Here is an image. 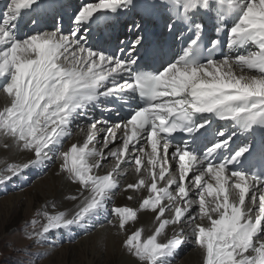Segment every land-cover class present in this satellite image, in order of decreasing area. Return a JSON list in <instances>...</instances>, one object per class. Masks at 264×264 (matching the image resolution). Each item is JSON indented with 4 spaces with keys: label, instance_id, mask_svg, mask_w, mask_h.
<instances>
[{
    "label": "snow or ice",
    "instance_id": "1",
    "mask_svg": "<svg viewBox=\"0 0 264 264\" xmlns=\"http://www.w3.org/2000/svg\"><path fill=\"white\" fill-rule=\"evenodd\" d=\"M35 2L7 0L0 23V45H9L0 48V77H9L0 87V95L6 97L0 111V137L5 138L0 140V153L10 157L28 154L25 161L6 165L0 185L37 161L59 160L60 174L66 173L67 179L79 186L78 194L70 197L75 202L73 210L45 214L47 223L36 236L80 224L95 210H103L127 165L138 180L127 188H143L148 196L137 210L111 209L107 224L127 233V222L137 220L140 209H150L155 225V234L146 241L141 240L138 230L126 235L122 248L128 253L127 264H159L162 257L173 255L189 242L203 250L204 264H264V178L229 171V165L238 163L248 151L247 146L231 158L213 163L209 156L226 148L228 140H221L198 158L187 145L169 153L172 146L163 139L180 130L194 113H215L221 120L239 121L245 132L254 124L264 125V0H227L230 7L242 8L238 22L229 31V46L251 42L255 51L234 59H209L203 64L188 59L186 51L158 74L136 75L133 82L123 80L119 84L115 83L116 76L131 74L136 58L122 60L94 52L81 43L84 37L76 31L65 35L57 29L19 42L11 40L9 29ZM130 2L99 0L85 4L74 24L79 26L100 11L115 12ZM178 2L185 13L209 6V0H162L173 5ZM194 28L198 34L200 25ZM141 40L138 35L132 41L129 53ZM131 88L148 96L147 107L126 122L107 128L96 127L107 121L78 125L87 136L83 146L72 144L66 151L52 153L50 145L71 135L67 125L77 109L99 96ZM196 130L187 128L186 132ZM100 132L104 134L102 144L96 139ZM218 135L223 137L224 133ZM141 139L143 144H139ZM105 164L110 165L106 175L94 173ZM169 226L178 227L180 232L174 231L172 238L159 242L157 237Z\"/></svg>",
    "mask_w": 264,
    "mask_h": 264
},
{
    "label": "bare ground",
    "instance_id": "2",
    "mask_svg": "<svg viewBox=\"0 0 264 264\" xmlns=\"http://www.w3.org/2000/svg\"><path fill=\"white\" fill-rule=\"evenodd\" d=\"M53 1L54 4L52 6H49V3L52 2V0H36V2L29 9L23 10L17 20L14 22L16 32L15 34L12 33L13 35L11 36V40L19 42L27 37H30L33 34H43L56 31L57 29H59V31L65 35L76 31L78 35H83L84 39L81 41V43H83L88 49L94 52H99L101 54H105L111 57H118L122 60H125L130 59L131 53H129V49L122 50V48L125 47V44L119 45V47H121L119 49L116 48V43L110 40L112 37L113 40H116V42L118 43H124V41L127 40L129 45H132V41L135 40L138 35L142 37V43L144 37H150L152 34H158L157 30L159 29L160 24H162L167 29V32L180 31L182 33L192 32L194 34L197 33L194 25L199 24L200 26L211 25L218 29L225 30L227 43L225 51L227 52V54H222L218 58L214 59V61L234 59L235 57H238L240 55H247L248 53L256 50V46L251 42L242 45L229 46V31L231 27H233L238 22L242 14V8L230 7L229 4H227V0H209V6L207 8L198 6L196 9L191 10L187 13L184 12L183 4L180 2L176 3L175 5L171 3L165 4L161 2V5H158L155 3V0H131L130 3L122 6L121 8H118L115 12H97L87 22L79 26L74 24V18L79 10L85 4L96 3L99 2V0H65L64 2L63 0ZM71 5L72 9L70 8ZM5 7L6 0H1L0 23L3 22L2 14L5 10ZM58 11H62L63 14L59 13ZM135 11L136 16L133 14L131 17L132 23L133 25H135V28L124 31L121 35L122 38H117V35L120 34V29L115 27L116 19L120 17V15H125L126 18L120 20L117 23V26L119 27L122 24H128V22L126 21L128 15L130 13H134ZM160 11H162L163 14H167V16H160ZM56 12H58V15H60L61 18L64 19L59 22L60 24L58 25L56 21H54ZM150 14H153V16H151ZM31 16H33L34 21H37V24L33 27L28 26L31 21ZM107 17H110V19L106 24V21L104 20ZM151 17H153V19H156L155 24L150 25L147 22L150 21ZM27 20L28 22H26ZM93 21L105 22V24L104 26H102V28L95 30L94 32V28L92 27V25H88ZM7 46L9 45H0V48H4ZM135 49H133L132 52ZM129 78L130 74H119L116 76L115 83L119 84L123 80H128L130 82ZM106 86H111L110 82H106ZM133 95H135V90L131 88L122 92L115 91L109 95L99 96L96 100L85 103L82 109H77L69 117L67 128L71 135L60 137L58 139V142H54L49 146L52 153L59 154L62 151H66L70 149L72 144L83 146L84 142L87 140V136L83 132H81V129L77 127L78 125H88L95 121L108 122L107 124H97L96 127L99 129L107 128L109 125L126 122L128 120V117L126 115L127 112L131 109L132 106L135 108V104L140 105L141 103L140 100H137V97L134 96L132 98ZM5 105L6 97L0 95V111L4 109ZM81 112L83 114H81ZM197 120L201 121L203 123V126L197 128L191 139L193 140L195 148H198L197 145L207 148L210 145L219 143L221 140H228L226 148L222 147L217 150L215 158L211 160L213 163H219L223 159L222 154H228L238 151L245 146H247L248 148V151H246L245 153H249L253 149V146L255 144H258L259 142L264 143V133H258L259 127H262L264 125L254 124L251 126L252 134L256 136V138H253V136L250 134L251 132H249L250 128L246 132L243 130L240 131L239 129H237L236 124L235 122H233V120H221L215 113H203L202 117H197ZM220 132L224 133L223 137L218 135V133ZM144 135V133H141V136ZM202 135H210V138L208 140L204 139L203 141L198 140L197 137ZM103 138L104 134L103 132H100L96 139L102 144ZM3 139L5 138L0 137V140ZM163 139L166 140L164 137ZM143 142L144 141L141 139L139 141V144H143ZM117 143H119V141H117ZM139 144L137 145V147L139 146ZM181 145H184V143H181ZM99 146L100 145H97V147ZM171 152L172 147L169 148V153ZM27 155V153L21 152L13 154V156L10 157L8 155H5L4 153H0V174L3 173L7 164L21 163L27 159ZM196 156L199 158V155ZM89 159L91 160L92 158ZM58 162L60 161H37L35 165L23 170L18 175L13 176L11 180L7 182V184L11 185L12 183H15L16 187L24 185L28 181H30V177L34 175V170H46L42 176H40L39 178H34L36 186L41 185L42 180H47L48 178L52 183L51 188L48 186L51 198L49 200L50 202L45 205V213L51 216L59 215L60 213L68 214L73 210L75 205V202L71 200L70 197L78 194L79 186L76 183L68 180L66 173L63 175L60 174V167H58L59 165L55 166ZM146 162L147 161L145 159L144 163ZM109 170L110 165L105 164L103 168L94 169L93 171L95 174L103 176L106 175ZM172 170H176L175 163L172 164ZM118 179L119 187L113 190V193L103 210H95L90 215H88L84 221H81L80 224L67 225L66 227H63L65 229L67 227L71 228V226L76 227V230H74V232L79 231V234L84 235L77 239L78 242L86 241L88 239H96L97 241L100 240V238L104 237V235H101L103 232H112L113 229H116L107 224V219L111 216V209H114L116 207H130L133 210H137L139 209V204L142 202V200L148 196V192L143 188L139 190L127 188L128 184H135L138 182L137 174L134 171L130 170L127 165H125V169L121 172ZM174 187L175 186H173V188ZM133 195L135 196V198L130 199L129 197ZM19 196V192L10 193V195L6 199L2 200L5 203L4 206L7 211L13 210L16 201L19 199ZM193 198L198 199V197ZM25 212L32 213V199L27 200V202L25 203ZM111 218L114 219V217ZM45 220L47 221V216L45 217ZM153 220L154 218L151 217L150 209H140L137 212V220L127 222V233L119 232L117 229L116 230L124 238L128 233V235H130L133 231L138 230L141 232V240L146 241L150 236L155 234V225L153 223ZM86 230L88 232H85ZM174 231L176 233H179L180 229L178 227L173 229L171 226H169L165 230V233H162L157 237V240L159 242H166L168 238H172ZM53 232L54 231H50L49 233H47V235L50 237H54ZM108 236L112 239L111 242L115 245L117 240L115 241V238L112 235ZM179 257H181V259L178 262H175V260H177ZM127 258L128 253L123 250V248H121L118 264H127ZM160 262L162 264H204V252L197 245L189 242L181 245L173 255L162 257ZM88 264H91V260H88Z\"/></svg>",
    "mask_w": 264,
    "mask_h": 264
},
{
    "label": "rangeland",
    "instance_id": "3",
    "mask_svg": "<svg viewBox=\"0 0 264 264\" xmlns=\"http://www.w3.org/2000/svg\"><path fill=\"white\" fill-rule=\"evenodd\" d=\"M53 4L54 1L52 0L50 6ZM70 8L72 9V5ZM58 12L63 14L62 11ZM58 12L54 16V21H56L57 25L64 20L58 15ZM160 12L162 13V11ZM123 17L124 15H121L115 21V27L119 28L120 32L124 30V25L122 24L118 27L117 23ZM32 20L33 16H31V21L28 24L29 27L37 24V21L33 20V22ZM108 22L109 19H106V24ZM90 23L88 25H92ZM92 27H95V30L100 29L97 24L92 25ZM133 28H135V25ZM9 30L12 36L16 32V27H12ZM128 30L129 28L126 29V31ZM8 79L7 75L0 77V87ZM58 163L55 166L59 165L58 167H60V162ZM45 171L34 170V175L30 177V181L18 187H16L15 183L0 185V264H88V260H91V264H118L122 240L126 237H122L116 229H113L114 233L113 231H106L107 235L106 232H103V234L101 231V235H104V237L98 241L96 239H88L78 242L77 239L84 235L79 234V231L74 232L76 227L73 226L54 230V237H50L47 234L43 237L36 236V233L42 232L43 225L47 223L45 220V205L50 202L51 196L48 186L51 188L52 183L48 178L47 180L43 179L42 184L36 186L34 178H39ZM15 192L20 193L19 199L16 201L13 210L7 211L2 200L6 199L10 193ZM29 199H32V213L25 212V203ZM108 235H112L115 238L114 240H117L115 245L111 242L112 239ZM180 259L181 257L175 262ZM159 264L162 263L159 261Z\"/></svg>",
    "mask_w": 264,
    "mask_h": 264
}]
</instances>
